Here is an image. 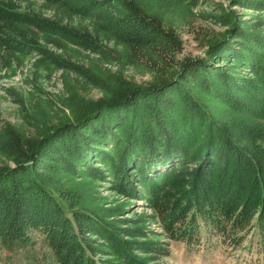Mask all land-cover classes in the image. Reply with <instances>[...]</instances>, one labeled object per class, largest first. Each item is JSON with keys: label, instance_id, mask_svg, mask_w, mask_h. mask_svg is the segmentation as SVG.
<instances>
[{"label": "trees", "instance_id": "obj_1", "mask_svg": "<svg viewBox=\"0 0 264 264\" xmlns=\"http://www.w3.org/2000/svg\"><path fill=\"white\" fill-rule=\"evenodd\" d=\"M56 1L95 9L91 0ZM263 2L247 0L243 6L261 10ZM119 17L112 27L124 44L165 49V41L175 40L132 8L120 10ZM36 20L0 4L3 29ZM226 24L205 58L185 60L148 85L118 78L100 99L82 101L40 138L16 141L14 167L0 169V241L28 244L34 229L46 235L55 264H112L96 262L98 250L117 264H148L135 253L140 242L124 241L98 204L63 186L61 175L73 178L80 168L96 176L106 172L117 191L143 198L187 247L198 243L199 215L207 242L221 232L236 236L238 244V231L256 227L264 250V35L233 14ZM41 27L47 32V21ZM0 39L18 51L26 47L11 36ZM197 93L223 110L203 104ZM94 160L105 169L94 167ZM91 235L102 243L90 244ZM153 248L146 253L163 252Z\"/></svg>", "mask_w": 264, "mask_h": 264}, {"label": "rangeland", "instance_id": "obj_2", "mask_svg": "<svg viewBox=\"0 0 264 264\" xmlns=\"http://www.w3.org/2000/svg\"><path fill=\"white\" fill-rule=\"evenodd\" d=\"M88 3L95 9H74L56 0H0V4L41 21L4 29L0 25V38L7 35L26 44L18 51L16 44L0 39V169L14 167L13 152L20 153L15 151L16 141L40 138L43 131L68 119L82 101L100 99L106 85L118 78L148 85L163 73L177 71L185 60L205 58L209 46L229 28L226 21L230 14L264 35V6L261 10L243 6L247 0H91ZM127 8L175 40L165 41L162 44L167 45L165 49L122 43L125 40L114 33L113 27L120 18V10ZM46 21L47 32L41 27ZM54 27L62 28L64 33L60 34ZM197 95L203 104L219 112L223 110L221 103ZM93 163L94 167L105 169L101 161ZM78 169L73 178L59 176L63 186L86 194L89 203L98 204L100 213L107 216L106 220L124 241L140 242L135 253L148 264H264L263 245L256 227L238 231V244L234 243L236 236L224 238L221 232H213L214 236L207 242V227L198 215V243L187 247L164 229L158 213L143 198L117 191L106 172L96 176L88 169ZM28 236V244L0 241V264L56 263L45 234L32 229ZM88 238L90 244L102 243L99 237ZM151 247L163 252L146 253ZM96 255V262L107 259L117 264L103 250H98Z\"/></svg>", "mask_w": 264, "mask_h": 264}]
</instances>
